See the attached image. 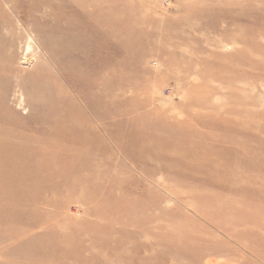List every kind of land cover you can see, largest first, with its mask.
<instances>
[{"label": "rangeland", "instance_id": "obj_1", "mask_svg": "<svg viewBox=\"0 0 264 264\" xmlns=\"http://www.w3.org/2000/svg\"><path fill=\"white\" fill-rule=\"evenodd\" d=\"M0 107V264H264V0H0Z\"/></svg>", "mask_w": 264, "mask_h": 264}, {"label": "bare ground", "instance_id": "obj_2", "mask_svg": "<svg viewBox=\"0 0 264 264\" xmlns=\"http://www.w3.org/2000/svg\"><path fill=\"white\" fill-rule=\"evenodd\" d=\"M95 5V7H96V9L95 10H93V11H91L92 12V15H94L98 20H96V22H97V24L100 26L101 24L102 25H104L105 26V31H104V38H108L109 37V26H110V24L109 23H111V12H112V10H111V8H108V7H99V4L97 3H95L94 4ZM64 45V44H63ZM65 49H66V52H68V53H73V51H77V47H76V45L74 44L73 46H72V48H70V47H68L67 45L65 46ZM71 65V64H70ZM64 66V68L65 69H67V64H64L63 65ZM69 71V70H68ZM0 112H1V114H2V117L6 120V119H9L10 117H9V115L8 114H10L9 112H8V110L9 109H6L5 110V108H3V107H0ZM2 110H4V111H2ZM68 133H70V131H69V129L67 128V130H66ZM11 167H13V166H15V164L14 163H12V165H10ZM5 168H8V167H6V166H0V169H5ZM15 172H17L16 170H14ZM13 171H11V173H12ZM5 173H7V172H5ZM5 173H1L0 172V175H2V174H5ZM18 173V172H17ZM175 260V259H174Z\"/></svg>", "mask_w": 264, "mask_h": 264}]
</instances>
